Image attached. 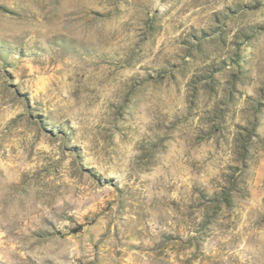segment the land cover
Returning <instances> with one entry per match:
<instances>
[{
    "label": "rangeland",
    "instance_id": "1",
    "mask_svg": "<svg viewBox=\"0 0 264 264\" xmlns=\"http://www.w3.org/2000/svg\"><path fill=\"white\" fill-rule=\"evenodd\" d=\"M0 264H264V0H0Z\"/></svg>",
    "mask_w": 264,
    "mask_h": 264
}]
</instances>
